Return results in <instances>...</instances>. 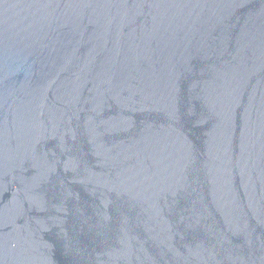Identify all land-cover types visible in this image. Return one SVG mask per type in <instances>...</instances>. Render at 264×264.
I'll return each mask as SVG.
<instances>
[{
    "label": "water",
    "instance_id": "1",
    "mask_svg": "<svg viewBox=\"0 0 264 264\" xmlns=\"http://www.w3.org/2000/svg\"><path fill=\"white\" fill-rule=\"evenodd\" d=\"M0 264H264V0H0Z\"/></svg>",
    "mask_w": 264,
    "mask_h": 264
}]
</instances>
